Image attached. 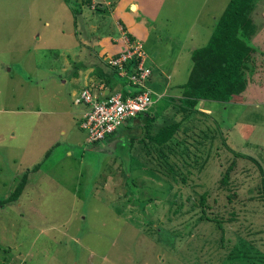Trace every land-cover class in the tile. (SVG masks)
<instances>
[{"label":"rangeland","instance_id":"obj_1","mask_svg":"<svg viewBox=\"0 0 264 264\" xmlns=\"http://www.w3.org/2000/svg\"><path fill=\"white\" fill-rule=\"evenodd\" d=\"M94 1L106 5V9L99 15L81 4V16L73 24L72 8L78 5L74 0H0V264H264V250H260L264 249V240L251 245L234 233L244 220L243 202L245 208H250L245 189L252 184L251 178L255 177L254 182L259 178L255 172L253 176L246 175L245 168L250 169L247 159L233 157L231 177L239 190L230 201L225 199L224 191L213 190V183L218 171L232 161L231 153L224 157L219 153L221 165L211 154L200 172L190 171L185 183L135 177L138 201H144L147 218L155 220L153 228L163 230L160 240L166 239L164 230L180 234L172 238L173 243H161L154 240L156 235L146 233L145 226L141 227L145 222H141L137 206L131 213L123 209V205L131 208L130 196L123 205L120 201L127 190L123 175L131 174L133 178L137 174L126 170L129 163L120 162L126 158L123 141L115 138L110 143L98 142L101 150L84 147L85 132L75 121L90 105L72 104L82 77L92 68L88 63L98 59L99 38L118 36L114 17L126 23L127 28L134 25L144 33L141 38L147 40L146 59L157 61L149 82H155L157 77L165 81L166 76V84L171 86L185 82L190 67L187 47H198L206 40L227 0H137L140 4L136 10L131 4L124 6L122 0H109L115 1L111 6L105 0ZM141 4L158 11L154 24ZM254 6L252 19H260L264 25V0ZM158 36L159 40L155 39ZM260 37L264 39V31ZM66 59L70 61L64 63ZM80 62L87 68L77 70L79 79L70 81V85L64 83L74 89L71 95L63 93V98L69 99L70 113L47 110L17 115L2 110L35 106L46 109L53 105L56 102L46 86L56 87V83L50 85L49 79L60 75L63 81L72 65ZM63 63L67 70L66 66L61 69ZM247 87L235 103L202 101L198 108L208 116L205 125L212 128L217 124L222 133L227 131L232 151L257 160L264 173V65L258 67L254 82ZM57 89L65 92L59 85ZM90 93L95 98L98 92L91 88ZM152 102V108L159 107L160 101ZM58 127L65 129L63 134ZM51 137L56 143L48 147ZM65 144L77 146L70 149L71 157L64 155L56 161L65 152ZM34 163L40 166L33 167ZM24 172L21 191L12 200ZM205 189L210 192L205 198L210 204L206 214L216 211V206L223 210L235 208L238 221L224 226L223 231L210 221L194 223L199 208H191L186 198L196 202ZM171 190L175 191L174 198L169 194ZM167 199L182 200L180 211L170 213ZM247 215L248 220L264 224L261 212ZM220 236L229 239L226 246L218 245Z\"/></svg>","mask_w":264,"mask_h":264},{"label":"trees","instance_id":"obj_2","mask_svg":"<svg viewBox=\"0 0 264 264\" xmlns=\"http://www.w3.org/2000/svg\"><path fill=\"white\" fill-rule=\"evenodd\" d=\"M78 1L79 3L74 0L79 7L77 5L75 10L72 8L73 24L76 23V18L81 16V4H85L90 11H94L99 15L106 9V5H101L98 1H96L97 4L95 1L92 2V5L95 6L93 9H90L91 0ZM257 1L227 0L222 12L214 19L213 27L208 33L206 40L198 47H187L189 48L190 67L188 68L185 82L168 86L166 84L167 77L164 76L165 81H161L157 77L154 80L155 82L150 83L149 75L152 67L156 66L157 61L151 59L148 62L146 59V53H148L145 50L147 40L145 41L135 33L128 31L123 21L117 17L115 20L121 25V31L117 29L118 36L115 40L109 39V43L113 45V48L112 46L110 47L112 52L108 55L104 51L101 54L97 52L96 57L98 59L96 63H88L89 66H92L94 80L89 81L85 87L79 88L78 94L83 89L87 90L92 100L101 102L115 92H119L122 97H125L147 89L152 100L157 99V101H160L158 108H152L150 105L148 110L135 113L133 116L124 119L111 133H106L102 138L95 141H86V131L80 126L82 118L76 121L77 127L85 132V145L82 144L84 147L86 146L89 149L95 147L94 149L101 150V147L97 146L98 142L110 143L115 138H117V141L118 139L123 141V145L127 148L125 152L126 160L123 159L120 162L126 161L129 163L130 166L128 168L127 164L126 170L137 171V174L133 175V178L131 174L123 175L127 190H124L120 201L123 205L124 200L130 196L131 208L128 209L123 205V209L131 213V210H134V207L137 206L142 216L141 222H145V224L141 223V227L145 226L144 230L148 235H156V238L153 237L156 241L165 244L173 243L172 238L175 233H167L164 230L166 239L165 241L160 240L161 231L163 230L153 228L155 220L147 218L144 201H138L134 189L136 187L135 177L149 176L154 179L165 180L166 183H185L190 171L195 169L196 172H200L203 165L211 159V154L216 155L218 158L217 163L221 165L219 153L223 157L228 153L232 155V161L218 171V178L213 183V190L216 193L224 191V197L227 201L232 200L239 190V185L231 177V173H233L231 171L234 167L233 157L245 158L250 162L251 170L246 167V175L250 174L253 176L255 173L258 174V182H254L255 177L251 178L252 184L245 189L246 200L251 204L250 208H245V202H243L242 210L244 216L242 217L244 220L239 222L238 228L234 233L238 238H246L251 245L253 243L256 244L255 242L257 241L264 240V224L255 220H248L247 215V213H253V211L261 212L264 215V173L261 164L249 155L244 156V154L241 155L239 152L232 151L229 142L227 143V131L225 134L222 133L215 123V127L212 128L205 125L204 121L208 116L198 108L202 101H216L222 105L235 103L238 101L240 94H243L248 88L247 86L254 82L258 67L264 65V39L260 37V34L264 31V25L261 24L262 21L260 19H252V13L256 8L254 5ZM114 2H110V6ZM110 11L112 10L110 9ZM260 17L263 18L262 13ZM149 22H152L150 18ZM160 37H155V39L159 40ZM133 47H136L137 51L144 55V67L148 69V75L137 84L131 83L129 76L135 72L138 56L132 55L129 59L122 62L125 73L123 75L119 74L118 68L108 61L109 59L117 58L120 53ZM99 63H101V67ZM79 67L86 68L87 65L82 62L75 64L71 70L73 76L76 75ZM129 87H131V91H127ZM91 88H96L98 92L95 98L90 93ZM105 89L107 90L106 94L103 93ZM160 93L163 95L160 96ZM72 104L75 103L72 101ZM167 107H169V110L166 111ZM125 122L131 123L123 126ZM116 146L115 144L114 148ZM73 147L75 145L67 144L66 149L72 152L70 149L74 150ZM134 148L140 149L135 150ZM64 154L65 152L60 153L56 161L60 160ZM76 155L78 156V154ZM39 164L34 163L33 167H39ZM182 168H185L183 172L180 171ZM25 175L26 173L24 172L20 178L22 180L16 183L17 186L12 200L20 193ZM105 181L106 178L101 185L102 187L105 185ZM209 193L208 190H203L198 194L196 202L186 198L191 208L195 206L199 208L198 215L193 222L197 223L201 219L210 221L219 231H223L224 226L238 221L237 218H240V216L238 217V211L235 208L223 210L220 206H216V211H208L209 214H206L210 204L205 202V198ZM169 194L172 198L175 197V191L171 190ZM212 200L215 201V198ZM166 202L168 211L173 214L179 212L183 206L182 200L177 202L174 199H167ZM174 204L176 206L172 207ZM178 235H180L179 232H176L175 237ZM226 241H229V239L220 236L217 243L219 246L221 244L226 246ZM253 264L259 263L253 261Z\"/></svg>","mask_w":264,"mask_h":264},{"label":"built area","instance_id":"obj_3","mask_svg":"<svg viewBox=\"0 0 264 264\" xmlns=\"http://www.w3.org/2000/svg\"><path fill=\"white\" fill-rule=\"evenodd\" d=\"M132 55L138 56V62L135 67V72L129 76V80L133 84L141 82L148 75V69L144 67V55L137 51L136 47L129 48L125 52L120 53L117 58L109 59V63L118 68L119 74L123 75L124 69L122 62L129 59ZM147 89L134 94L122 97L119 92L111 94L107 99L96 102L90 98L87 90H82L73 98V103L79 102L90 105L89 110L82 115L80 123L81 128L86 131V141H95L103 137L106 133L116 128L124 119L133 116L138 112L148 110L152 104V99L149 96Z\"/></svg>","mask_w":264,"mask_h":264},{"label":"crops","instance_id":"obj_4","mask_svg":"<svg viewBox=\"0 0 264 264\" xmlns=\"http://www.w3.org/2000/svg\"><path fill=\"white\" fill-rule=\"evenodd\" d=\"M105 1H107V2H112V1H109V0H105ZM118 1V0H117ZM141 2H143L144 0H140ZM119 2H120V0H119ZM122 3H125V5L124 6H126L127 7V5L128 4H131V5H133V10H136L137 9V7H138V4H140V3H138L137 2V0H122L121 1ZM124 6H122L121 5V7H122V9L124 8ZM139 6H141V8H143L144 9V11L147 13V14H149V18L151 19V21H152V23L151 24H154L153 23V21H155V18H156V15H157V13H158V11H156V12H153V9L150 7L149 9H147L143 4H141V5H139ZM120 12H123V11H120ZM116 17H114V19H115ZM115 23L116 24H118V26L116 27V29H118V30H120L121 31V25L119 24V23H117V21L115 20ZM125 26H126V23H125ZM130 27H126L127 28V30L128 31H131V32H133V33H135L137 36H139V37H144V33H140L138 30V28L137 27H135L134 25H129ZM138 27H141L140 25H137ZM149 27V26H148ZM141 29H143V28H141ZM145 32H146V30L145 29H143ZM151 31H152V29H151ZM152 32H154V31H152ZM74 33V32H73ZM113 39V40H115L116 38L115 37H111V36H108V35H104V38H99V45H100V49H99V51H98V54H101V52H105L107 55L108 54H110L112 51V49H110V47L112 46V48H113V45H111V43H109L110 42V40L109 39ZM141 38V39H142ZM100 40L102 41L101 43H100ZM84 45V44H83ZM63 48H65V47H63ZM118 49H119V46H118ZM110 50V51H109ZM67 51H69V50H67ZM113 52H114V50H113ZM69 53V52H68ZM68 53H66V55L68 54ZM96 54V53H95ZM68 61H70V60H68V59H66L65 60V62L64 63H66V62H68ZM62 64L61 66V69H64V67L66 66V64ZM74 66V64L72 65V67ZM87 68V67H86ZM89 68H91L90 66H89ZM68 68H67V66H66V70H67ZM79 69H81L80 67L78 68V70ZM66 70H62L63 71V73H65L66 72ZM92 68H91V70H90V73L89 74H87V76H83L82 77V83L81 84H79L78 85V87L79 88H83V87H85L86 85H87V83L89 82V81H92V80H94L93 79V74H92ZM66 75V77L64 78V80L63 81H60V75L59 76H54V80H53V78H50L49 79V82H50V85H53L52 83H56V87L59 85L62 89H63V91H65V92H62L60 89H57V90H55L56 89V87H49L48 85L46 86V91H49L50 93H51V98L56 102V103H54L53 105H50V106H48L46 109H41L40 107H37V106H35V107H32V108H30V107H16L15 109H7V108H5V109H2V110H5L4 112H9V113H15V114H17V113H20V114H24V113H26V112H37V113H45L47 110H52V113H56V112H58V113H66V114H68V113H70L69 111H68V108L70 107V105H68L67 104V102L69 101V99H68V97H65V98H63V93H65V95L64 96H68V95H71V94H73L74 92H72L74 89L73 88H70V87H66V86H64V83H65V81H67L68 82V84L70 85V81H73V80H75V79H79V77H80V74H79V72L77 71V73H76V75L75 76H73L72 74H71V70L68 72V73H66L65 74ZM90 75H91V78H89L90 77ZM57 81H59V83L57 82ZM127 91H131V87H129V88H127ZM103 93H105V91L103 90ZM71 100V99H70ZM67 106V107H66ZM18 115V114H17ZM79 118H82V115H80L79 116ZM78 118V119H79ZM77 119V120H78ZM75 124H76V121H75ZM58 130H60V132H61V134H63L64 133V131H65V129L64 128H61V127H58ZM83 131V130H82ZM50 141H49V143L47 142V146L48 147H51L53 144H55L56 143V141L54 140V138H50L49 139ZM84 142H85V137H84V139H83V141H82V144H84ZM79 145H80V142H79ZM65 146V149H66V144L64 145ZM75 146H77L76 144H75ZM65 158H68V157H70L71 156V152L69 151V150H65ZM61 160V159H60ZM62 163H64V162H62ZM66 163V162H65Z\"/></svg>","mask_w":264,"mask_h":264},{"label":"clouds","instance_id":"obj_5","mask_svg":"<svg viewBox=\"0 0 264 264\" xmlns=\"http://www.w3.org/2000/svg\"><path fill=\"white\" fill-rule=\"evenodd\" d=\"M92 2H94V0H91L90 9H91V8L93 9V7H94V5H92ZM105 90H106V89H105ZM105 90H104V91H105ZM106 93H107V91H106ZM106 93H104V94H106ZM77 95H78V94H77ZM77 95H76V96H77ZM76 96H75V97H76ZM75 97H74V98H75ZM152 101H153V100H152ZM152 103H153V102H152Z\"/></svg>","mask_w":264,"mask_h":264},{"label":"water","instance_id":"obj_6","mask_svg":"<svg viewBox=\"0 0 264 264\" xmlns=\"http://www.w3.org/2000/svg\"><path fill=\"white\" fill-rule=\"evenodd\" d=\"M131 8H133V5H131ZM107 90H105V93H106Z\"/></svg>","mask_w":264,"mask_h":264}]
</instances>
